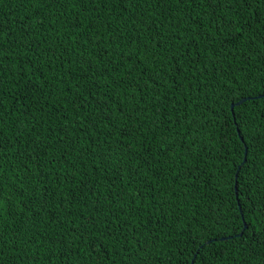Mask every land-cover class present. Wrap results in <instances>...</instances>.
<instances>
[{
	"label": "trees",
	"instance_id": "1",
	"mask_svg": "<svg viewBox=\"0 0 264 264\" xmlns=\"http://www.w3.org/2000/svg\"><path fill=\"white\" fill-rule=\"evenodd\" d=\"M82 7L80 0L70 10L58 0H0L6 29L0 47L10 56L0 65L3 99L12 109L0 124L4 264H264L257 243L264 237V189L252 180L261 169L240 167L236 178L249 156V137L264 119V90L258 82L243 92L234 87L237 76L244 84L249 76L259 81L264 50L247 37L228 47L201 41L203 51L196 52L200 32L209 41L219 35V18L199 3L177 15L165 0H132L131 7L104 0L77 23ZM230 7L222 12L232 15ZM89 64L98 67L96 75ZM21 77L42 82L44 92L17 103L13 93L25 87ZM45 93L54 106L69 103L68 120L55 110L23 114L38 107L36 101L46 103ZM243 97L252 98L233 114L232 103ZM73 119L84 125L73 128L74 149L61 130ZM170 147L174 151L165 156ZM121 166L128 174L118 171ZM121 192L127 197L119 198ZM116 212L125 217L119 228L112 224ZM82 213L95 225L87 242L68 231L84 222ZM36 232L44 243L21 252L20 241L35 239ZM54 234L64 238L66 259L50 254Z\"/></svg>",
	"mask_w": 264,
	"mask_h": 264
},
{
	"label": "snow or ice",
	"instance_id": "2",
	"mask_svg": "<svg viewBox=\"0 0 264 264\" xmlns=\"http://www.w3.org/2000/svg\"><path fill=\"white\" fill-rule=\"evenodd\" d=\"M52 0H49V3H51ZM104 0H80V3L84 5V7L78 9L77 16L75 17V20L77 23H82V17H84L85 12L89 11L90 8H95L97 11H99L97 5L99 3H103ZM119 3H123L126 7H131L132 0H117ZM137 3L140 2V0H136ZM145 3H151L152 0H144ZM165 2L172 5V7L175 9V14H179L182 10L183 6L185 5H192L195 3H199L201 6H204L206 12H211L214 14L215 17L219 18L218 23V36H214V38L209 41L208 40V33L207 32H200L199 38L197 40V43L195 45L196 52H202L203 48L201 47V41L207 42L210 44H217V41L219 40L220 43H222L225 47H228L229 45L236 46L240 44L241 41L245 40L247 37H251L250 40V46L259 47L262 50H264V0H165ZM58 3L61 5H66L67 9L70 10L71 8L75 7V0H58ZM254 3L258 5L255 9L253 8ZM225 4L230 5L229 11L232 13V15H229L228 12H222V8ZM247 14V16L245 15ZM65 13H61V16H64ZM250 16L251 19H248L247 17ZM189 23H191V15H189ZM203 17H200L197 20V24H199V21L202 20ZM41 23H43L41 21ZM135 23V21H133ZM6 29L3 25H0V33H5ZM223 37L222 40H220V37ZM196 39V37H194ZM88 41L85 40V43ZM217 47H219L217 45ZM247 50V49H246ZM84 53L81 52V56H83ZM185 56L191 58L193 56L192 51H187L184 53ZM5 58L10 59V56H8L6 49L3 47H0V65H3V62ZM175 58V57H174ZM249 58L251 59V53L249 54ZM176 64L178 67L181 65V59L175 58ZM218 59V58H217ZM88 58H86L85 63H87ZM100 62H97L99 64ZM189 63H199V61H193L189 60ZM108 65H104V68H107ZM88 71L91 72V75H96L97 71L99 70L98 67L93 66L92 64L88 65ZM23 71V69H21ZM74 71V70H73ZM85 71V69L82 68V72ZM128 75H131L133 77V80H135L134 74L129 71ZM5 76V73L2 68H0V124H2V117L5 112L11 113L12 109L8 108L6 102L3 99V77ZM21 79L24 82L25 87L23 90H21L19 87H17L16 92L13 93L14 97L17 100V103H24L26 104L27 101L30 99H34L35 93L39 90L41 92H44L43 84L40 81H37L35 84H30L31 77H28L27 79H24L21 77ZM45 79H50L49 77H45ZM121 81L124 79L123 77L120 78ZM249 83L244 84L241 82L240 77L237 76L234 81V87L240 91H244L249 86H255V84L258 82L261 86V89L264 90V73L261 74V78L259 81H256L253 76H249L248 78ZM64 78L61 77V81H63ZM77 84H79V81H77ZM119 87V84L117 85ZM233 86H230L226 91L229 92L231 95ZM79 87H76L75 92L79 93ZM68 92H73L72 86H68ZM51 93H45L44 99L47 101L48 95ZM82 95V93H80ZM54 95V94H53ZM95 95V93H93ZM247 95V94H245ZM73 100H75V96L72 97ZM38 107L35 109L28 108L24 115H30L31 117H35V113L39 112L41 114L50 113L51 111L55 110L57 112H60L65 120H68L69 117V103L61 101L59 104H56L55 106L52 104V102L47 101L46 103H40L39 101H36ZM244 103L243 100L240 102L234 104L233 111H235L236 106H242ZM108 111H111V109H108ZM17 112H20V109H17ZM187 119V117H185ZM191 123V121H189ZM45 123H47V120H45ZM79 123L80 128L83 129L84 125L83 123L76 121L75 119L69 121L67 125L62 126V131L64 132V135L69 137L67 143L71 148H75L76 140L73 138L72 132L73 128L75 127V124ZM167 131L169 133L172 132L171 128H168ZM253 132L255 133V136L249 137V144H248V152L249 156L246 160L241 161L240 167L247 168L249 172L252 171L253 168H260L261 171L259 173V177L257 178L256 175H253L252 180L253 182H256L257 179H259L260 188L264 189V119H261L259 123L256 124V128L253 129ZM60 143H64V137H59ZM3 142V137L0 136V143ZM88 147H92V141H89ZM174 149L171 147L164 150V155L169 156L171 152H173ZM67 155L70 156V153ZM93 155H95V152L93 150ZM143 158V157H141ZM75 161H72V164L75 165ZM87 163V161H86ZM93 164H95V160L92 161ZM228 166V161H225V167ZM99 165H96V169H99ZM135 167H140L139 161L137 160L135 162ZM169 167H171V164H169ZM87 171V169H85ZM118 171H124L125 174H128L123 166H121ZM176 176L179 179H183L182 175L177 172ZM81 179H83V176L81 175ZM156 183H160V181L157 179L155 181ZM167 182V181H166ZM187 183V181H185ZM193 183H196L195 180H193ZM121 184L124 185V188L127 189L129 187V184H125L123 180H121ZM243 185L247 186L249 188L248 196L251 198L253 194V190L251 186L249 185V181L247 178L243 179ZM87 187V185H85ZM140 197H143V192L139 193ZM119 198H126L127 193L121 192L118 194ZM111 203V201H109ZM117 202H119L117 200ZM160 205H164L165 201L163 199L159 200L158 202ZM262 206H264V203H262ZM103 207L102 205L100 206ZM122 208L123 205H120ZM249 209H251V204H249ZM243 211V209H242ZM83 220L84 222L82 224H75L71 226L68 231L75 234L79 232L80 237L87 242V235L88 233H92V228L95 227L94 224H91L89 220V214H83ZM108 215H111V213H108ZM95 219V217H93ZM125 219L124 216H122L119 212H116V219L112 221V224L116 226L117 228L121 227V225L118 223L119 220ZM3 220H0V233L3 232L2 228ZM91 225V226H90ZM128 227H131V224L128 225ZM127 230V228L125 229ZM63 231V230H61ZM19 235V233H17ZM44 235H47V233H44ZM33 238H29L27 240H21L20 242L25 246L23 249H20L21 252L30 250L31 246L35 243L43 244L44 241L40 239L39 232L33 233ZM251 239V237H249ZM63 236L61 235H53L49 238V251L51 256L54 258L56 256H61L62 259H66V256H62L61 254L65 251L64 248L61 247L63 243ZM260 245V249L264 250V237H262L259 241H257ZM71 254V253H69ZM4 255H5V248H4V242L2 237H0V264H4ZM22 258V257H21ZM12 259H16V254L12 255Z\"/></svg>",
	"mask_w": 264,
	"mask_h": 264
},
{
	"label": "water",
	"instance_id": "3",
	"mask_svg": "<svg viewBox=\"0 0 264 264\" xmlns=\"http://www.w3.org/2000/svg\"><path fill=\"white\" fill-rule=\"evenodd\" d=\"M259 97H261V95L259 96ZM252 97H243V98H241L239 101H237L236 103H238V102H240L241 100H243V101H246V100H248V99H251ZM236 103H232V105H231V108H232V111H233V105L234 104H236ZM233 114H234V111H233ZM244 160H246V157L244 158ZM239 169H240V166H239V168H238V170H237V172H236V178H237V176H238V171H239ZM236 191H237V185H236ZM238 195V194H237ZM247 225H245V227H246ZM208 242H210V241H208ZM191 264H194V259L192 260V263Z\"/></svg>",
	"mask_w": 264,
	"mask_h": 264
}]
</instances>
